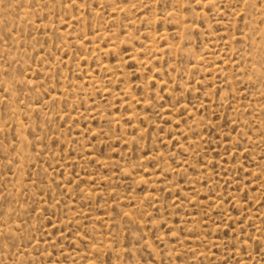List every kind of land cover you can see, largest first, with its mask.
Wrapping results in <instances>:
<instances>
[{
  "label": "rangeland",
  "instance_id": "obj_1",
  "mask_svg": "<svg viewBox=\"0 0 264 264\" xmlns=\"http://www.w3.org/2000/svg\"><path fill=\"white\" fill-rule=\"evenodd\" d=\"M0 264H264V0H0Z\"/></svg>",
  "mask_w": 264,
  "mask_h": 264
}]
</instances>
